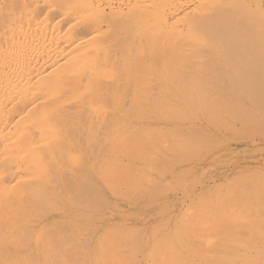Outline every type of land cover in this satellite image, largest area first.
I'll return each instance as SVG.
<instances>
[{"label":"bare ground","instance_id":"6f19581e","mask_svg":"<svg viewBox=\"0 0 264 264\" xmlns=\"http://www.w3.org/2000/svg\"><path fill=\"white\" fill-rule=\"evenodd\" d=\"M202 2L4 37L0 264H264V21Z\"/></svg>","mask_w":264,"mask_h":264},{"label":"rangeland","instance_id":"374dc122","mask_svg":"<svg viewBox=\"0 0 264 264\" xmlns=\"http://www.w3.org/2000/svg\"><path fill=\"white\" fill-rule=\"evenodd\" d=\"M102 1L101 0H0V29L4 26L0 30L1 34L4 35L3 38H0V40L1 39L3 40V41L2 40L0 41L1 42L0 47H3L2 49L1 48L0 49L5 53L4 47H6L8 45V42H5L7 40V39L5 40V38L9 37L8 40L11 39V40H9V42H11L12 37H14V34L17 36V34H19V32L21 31L22 27H23V31H25L26 29L30 30V28L35 27L36 24L43 25L42 23L44 21L47 22L48 19H50V18L56 19L59 22L58 24L60 26L63 25V27L66 26V24L68 23L69 26H71L73 28L74 34H78V36L79 35L85 36L86 38L89 36L88 39H91V38L94 39L95 37L93 38L92 36L93 35L95 36L96 34H94L93 31H98V30H100L99 28H104L105 22H103V21H106V18H108L109 16L111 17V14L109 13V8L113 7L116 10H118L119 6L125 8V4H121V3H122V1L125 3V1H128V0H121V1L120 0L119 1L118 0H106V1L102 0ZM197 1L198 2H196V0L195 1L194 0H192V1L187 0L185 2V0H183V5H181V8L179 10H177V9H174L175 3L174 4H172V3L176 2V4H179L178 2H182V1L164 0V2L166 4V7H165L166 14H169L171 17L175 16L177 21H178L177 22V25L179 26L178 29H181V31L179 33L180 38H182L181 37L182 33L184 36L183 38H185V36H187V35L185 33L184 22L182 21L183 18H182V16H180L178 14H180V12L182 13L183 9H184V12L186 11L185 9H187V11H188L192 5L194 6L196 3H199V2L201 3L203 0H201V1L197 0ZM206 1L207 0H204V2H206ZM167 2H170V3H167ZM99 3L101 4L102 7H105V10H106L105 11L106 13L104 12L105 16L103 15L104 20L102 19V22L99 23V26L98 25L95 26L94 29L91 27L90 28L86 27L85 26V25H87L86 23L89 22L88 24H92L94 19L98 17V10L97 9H99V7H101ZM116 3H117V5H116ZM106 4L107 5L111 4V5L107 6ZM196 5L198 6V4H196ZM196 5L194 7L193 6L192 7L197 8ZM200 5H202V7H205V3L200 4ZM200 5L198 6L197 9H192V10L190 9L191 10V11H189L190 15L196 14L199 9L201 10L202 7ZM244 5L248 9L253 10L254 11L253 13L255 14V16L256 17L258 16L262 22L264 21L263 20L264 19V0H250V1L244 0ZM97 6H99V7L97 8ZM169 6L171 7V9ZM199 7H201V8H199ZM202 10H203L202 12H204V9H202ZM182 14H184V13H182ZM176 15H178V16H176ZM184 15H185L184 18L187 17L186 13ZM116 18L117 17H115L114 19H116ZM181 21L183 22V24ZM115 22H117V21H115ZM96 23H94V24H96ZM14 26H16L17 28ZM28 26L30 28H27ZM92 26H94V25L92 24ZM5 30H6L7 34H4ZM7 30H9L11 32H9ZM182 30L184 32H182ZM14 31L15 32L18 31V33L16 32L13 34L12 32H14ZM92 32H93V34H92ZM90 33H91V35H90ZM1 34H0V36H1ZM85 37L83 39H85ZM108 39H110V38H108ZM111 39H113V38H111ZM2 44H4V45H2ZM185 45H188V44L185 43ZM2 51H0V54L3 53ZM3 54H1V55H3ZM260 131H261V133H260ZM263 133H264V129H261V130L257 131L256 134L250 133V135H249L252 137V141H256L257 146L259 145L258 147H260L262 149H264V146H263L264 134ZM261 134H263L262 137H261ZM261 142H263V143H261Z\"/></svg>","mask_w":264,"mask_h":264}]
</instances>
